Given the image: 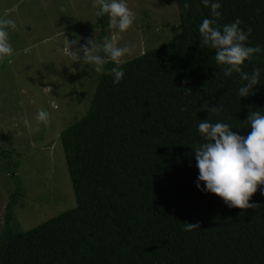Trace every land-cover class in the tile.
<instances>
[{
    "label": "trees",
    "instance_id": "16d2710c",
    "mask_svg": "<svg viewBox=\"0 0 264 264\" xmlns=\"http://www.w3.org/2000/svg\"><path fill=\"white\" fill-rule=\"evenodd\" d=\"M162 1L178 4L179 33L123 61L119 83L108 60L89 109L60 134L76 205L27 230L8 208L0 264H264L259 188L250 198L258 206L245 209L197 189L190 146L201 142L203 119L247 135L249 113L264 112V73L240 97L239 74L224 76L214 50L201 45L197 26L210 9L200 0H188V8L184 0ZM220 4L217 24L239 18V27L252 29L246 43L264 48V0ZM107 19L95 24L106 27ZM254 67L264 68V52L241 65L249 73ZM206 101L221 110L207 112ZM184 222L198 227L186 231Z\"/></svg>",
    "mask_w": 264,
    "mask_h": 264
},
{
    "label": "rangeland",
    "instance_id": "374dc122",
    "mask_svg": "<svg viewBox=\"0 0 264 264\" xmlns=\"http://www.w3.org/2000/svg\"><path fill=\"white\" fill-rule=\"evenodd\" d=\"M127 3L135 20L116 43L134 48L123 61L179 33L176 2ZM95 11L92 0H0V17L17 25L9 32L12 54L0 58V231L8 208L27 230L76 205L60 134L87 112L101 74L70 50L115 31L96 25ZM41 108L47 124L35 120Z\"/></svg>",
    "mask_w": 264,
    "mask_h": 264
},
{
    "label": "clouds",
    "instance_id": "9594fccd",
    "mask_svg": "<svg viewBox=\"0 0 264 264\" xmlns=\"http://www.w3.org/2000/svg\"><path fill=\"white\" fill-rule=\"evenodd\" d=\"M200 3L210 9L211 17L202 18L197 26L201 45L214 50L215 63L221 66L224 76H231L233 72L239 74L243 83L237 89L238 95L248 96L254 86L260 84L264 68L254 67L249 73L242 71L241 65L245 61H251L254 54L264 52V48L258 44L251 46L246 43L252 29L239 27L242 23L239 18L231 23L217 24L216 18L221 16L218 11L221 7L220 0H200ZM92 6L96 8L97 17L107 15V28L114 29V33L101 37L99 41L95 34L92 37H85L84 42L75 50H70V46L76 45L80 38L68 40L69 50L73 53L78 52L77 61L88 65L95 73L104 71L103 66L111 60L114 66L110 69V74L112 82L116 84L124 76V71L119 65L134 48L128 44L117 46L116 38L133 25L135 13L129 8L127 0H92ZM188 6V0H184V7ZM16 27L13 19L0 17V58L12 54L9 32ZM181 90L185 96L190 95L192 91L190 87ZM203 107L211 113H218L221 110L219 104H208L207 101ZM48 119V111L42 108L37 110L35 116L37 122L47 124ZM246 120L249 125L247 135L234 132L228 123L200 120L196 124V130L201 142L190 145L198 169L195 187L221 197L228 207L241 209L258 206L250 202L258 188L260 194L264 196V112L251 111ZM24 123L28 124V121L25 120ZM183 226L186 231L198 227L197 224L188 222H184Z\"/></svg>",
    "mask_w": 264,
    "mask_h": 264
}]
</instances>
